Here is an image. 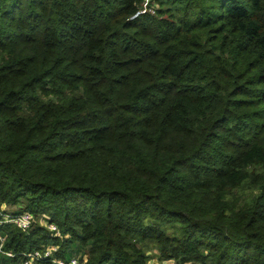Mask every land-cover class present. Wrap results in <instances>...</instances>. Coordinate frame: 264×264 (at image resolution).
<instances>
[{
	"label": "trees",
	"instance_id": "obj_1",
	"mask_svg": "<svg viewBox=\"0 0 264 264\" xmlns=\"http://www.w3.org/2000/svg\"><path fill=\"white\" fill-rule=\"evenodd\" d=\"M3 204L62 238L0 264H264V0H0Z\"/></svg>",
	"mask_w": 264,
	"mask_h": 264
},
{
	"label": "built area",
	"instance_id": "obj_2",
	"mask_svg": "<svg viewBox=\"0 0 264 264\" xmlns=\"http://www.w3.org/2000/svg\"><path fill=\"white\" fill-rule=\"evenodd\" d=\"M148 0H146L147 2ZM152 13V9L150 10ZM140 13H144L142 10ZM39 225L40 227L46 229L52 237L62 238V235L58 229V227L50 223L48 218L44 215L35 216L26 211H14L11 207L6 205H0V228L6 225H11L16 229L22 232H28L32 229L34 225ZM5 236L0 235V254L6 258H14L16 256L11 251H5L3 249ZM57 246H46L41 248L40 250H35L32 252L22 253L20 254L22 258L21 264H85L86 259L82 257L80 259L76 257H71L69 260L64 261L58 257L57 254ZM19 255V254H17ZM148 264H175L172 261L160 263L156 258L150 259Z\"/></svg>",
	"mask_w": 264,
	"mask_h": 264
},
{
	"label": "rangeland",
	"instance_id": "obj_3",
	"mask_svg": "<svg viewBox=\"0 0 264 264\" xmlns=\"http://www.w3.org/2000/svg\"><path fill=\"white\" fill-rule=\"evenodd\" d=\"M150 12V11H149ZM83 251H75V252H72L70 254L71 257H76L78 259L82 258V254ZM1 255V254H0ZM153 255V252L151 253V256ZM2 256V255H1ZM0 256V263L3 261V259H1L2 257ZM156 257L155 256H152L150 259H155Z\"/></svg>",
	"mask_w": 264,
	"mask_h": 264
}]
</instances>
